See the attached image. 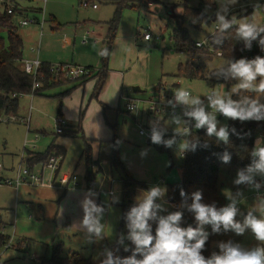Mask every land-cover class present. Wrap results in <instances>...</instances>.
<instances>
[{
    "label": "rangeland",
    "instance_id": "rangeland-1",
    "mask_svg": "<svg viewBox=\"0 0 264 264\" xmlns=\"http://www.w3.org/2000/svg\"><path fill=\"white\" fill-rule=\"evenodd\" d=\"M84 1L16 0L20 8H41L38 12L25 11L22 16H17L18 32L23 38V59H35L36 50L39 49L41 61L47 60L51 64L76 63L101 69V51L112 37L111 21L117 0H86L89 2L87 6ZM158 1L151 5V10L130 6L122 9L115 37L111 41L107 61L109 74L100 89L95 87L97 79L94 76L84 82L70 80L45 88L39 94L20 95L17 111L0 116L4 119L0 118V220L13 240L9 248L1 249L0 264H38L42 257H50L52 247L59 242H63V254L76 251L83 256H91L94 262H101L113 252L114 243L119 238L123 239L121 245L128 244L127 233L124 228H120L122 185L111 165L113 150L123 167L150 190L154 185L164 189L165 183L181 180L178 165L182 163L185 149L182 132L192 120L198 124L197 118L194 115L190 120L181 116L166 118L144 114V101L139 103L136 111L128 112L123 99L126 93L121 95L123 91L147 100L156 94L159 82L171 94L179 97L188 90L191 96L187 98L186 104L194 112L202 109L215 124L216 131L222 127L227 131L228 117L219 109L217 112L213 102L220 99L226 104L231 101L237 105L232 94L241 85H248L244 88L250 91L247 98L249 108L255 103L259 112H264V90L258 89L259 82H264V75L255 71L253 63L245 62L251 65L254 79L247 80L236 73V82L231 86L222 80L177 76L178 65L187 62L184 53L172 52L170 49L173 17L182 12L181 0ZM261 1L216 0L217 6L213 12L218 19L229 14L241 15L237 18V23L241 24L249 19L245 14L251 11L252 23L264 25ZM93 3L97 4V8L92 7ZM188 3L198 6L199 2L189 0ZM43 10L44 24L41 28L34 20L42 19ZM22 19H28L30 23L20 26L18 22ZM217 25H220V20L210 26L204 25L201 29H189L195 41H206ZM146 31L152 33V40H144L143 33ZM0 34L8 42L7 31L2 29ZM230 63L227 57L215 56L206 62L205 72L209 75L214 68H228ZM18 65L23 67L24 61H18ZM133 87H139L141 91L135 93ZM59 116L72 132L56 134ZM135 117L141 124L160 126L162 131L170 133L164 141L172 140L173 143L170 146L164 143L165 150L158 147L163 143L162 140L158 146L149 143L139 134ZM24 119H28V123ZM204 125L209 126L207 122ZM262 140L259 145L263 144ZM52 144L66 150L59 173L74 172L79 182L76 189L89 190L90 199L62 201L64 197L61 190L29 183H23L17 189L15 184L4 182L5 178L14 179L16 168L24 164L29 151L45 152ZM86 144L91 146V169L95 173L91 177L92 187H88L86 178ZM53 153L58 154L56 151ZM41 170V165L34 166L36 173ZM42 171L44 183L47 184L55 172L49 167ZM241 173L249 179L237 183ZM161 179L165 182L161 183ZM219 182L221 193L215 208L219 211L234 206L236 214L233 221L240 224L243 233L237 234L231 227L225 230L222 222L218 232H213L211 223L204 224L203 231L212 239L213 254L223 255L221 244L249 252L256 248L264 249V241L257 240L251 226L245 223L249 216L264 220V171L257 167L223 165ZM257 182H261L262 187L258 188ZM148 191L147 188H137L134 197L136 205L143 201ZM159 200L164 201L165 198ZM87 201H91L98 209L93 211L92 216L104 226L99 236L95 232H88L87 226L83 224Z\"/></svg>",
    "mask_w": 264,
    "mask_h": 264
},
{
    "label": "trees",
    "instance_id": "trees-1",
    "mask_svg": "<svg viewBox=\"0 0 264 264\" xmlns=\"http://www.w3.org/2000/svg\"><path fill=\"white\" fill-rule=\"evenodd\" d=\"M189 0H181L180 6L182 12L173 17L174 27L170 34L172 46L170 49L173 52H181L187 56L185 64L178 65L177 76H186L192 78H203L209 81L222 80L228 84L233 85L236 80V72L233 71L232 65L237 60H244L246 63H253L258 57L264 59V45L261 44V39L264 38V31H259V27L264 25H256L252 23L251 11L246 13L248 20L245 22L249 25H256L258 35L255 39L246 40L239 35L238 29L240 24L237 23V18L241 15L233 16L227 15L224 20L229 23V27L224 29L221 24L219 28L210 34L208 39L202 45H197L190 33L189 27L201 29L204 25L210 26L219 19L214 15L216 9V0H198V6H192L188 3ZM159 2L158 0H117V8L115 15L111 21L112 37L107 41L101 51L102 68L95 69L87 67L90 72L79 78L81 82L91 76L97 77L96 89H100L108 77L107 61L111 47V41L115 37V30L120 20L122 9L124 7H135L139 10H151V5ZM251 8V7H250ZM14 14L8 13L7 8L0 3V31L6 30L8 42L0 34V116L15 113L18 109V98L22 94L31 93L34 83V76L27 73L23 67L18 65V61L23 57V41L18 33V26L13 19ZM215 56L227 57L231 60L228 68H214L210 71V76L205 72V64L212 60ZM254 64V63H253ZM52 64L49 62H42L37 70V80L40 86L36 88L33 94H39L45 88L52 85L61 84L70 81L64 77H55L51 72ZM78 80V79H77ZM262 82H259L258 89ZM162 83L159 82L157 88ZM250 91L244 87L239 88L232 94L233 99L240 108L244 110L249 109L247 101ZM257 115L260 119L252 118L241 121L239 118L228 117L227 141L221 140L214 133L208 134V126L204 124L199 128L197 124L190 123L188 131L183 133L185 140V149L183 153V160L178 165L181 171V180L165 183L163 197L164 201H160L159 197L154 198V203L161 205L160 209H156V218L149 220L152 226V235L155 236V227L158 224L160 217H166L169 214L177 211L182 213V218L177 222V226L187 228L191 226L196 228L199 226L198 221L195 220V213L191 210V205L194 200L195 193L199 192L201 195L200 203L215 207L218 197L221 193V184L219 182V173L223 165H231L236 168H253L260 162L259 155L254 154L258 148H264L260 144V133L264 134V112H259ZM69 131V130H68ZM67 131V132H68ZM162 142L168 136L167 132L159 130ZM115 137V136H114ZM116 139V138H115ZM264 140V139H263ZM116 144V142H115ZM157 146L158 144L155 143ZM116 146V145H115ZM161 150L167 149L162 143L158 146ZM54 151L61 154L64 158L66 150L55 144H52L45 152L29 151L24 161L34 167L36 164L44 163L50 154ZM86 153L87 176L90 178L93 175L91 172L92 158L91 146L86 144L84 149ZM227 154L229 159L224 160ZM111 165L117 172V175L122 182V200L120 206L122 209V218L120 228H124L127 233L128 244L121 245L122 238H119L114 243V250L111 253L113 264H120L128 258H135L137 261L144 258V253L136 251V244L130 238L131 229L128 227L130 221L128 214L133 207H138L134 202V197L137 188H147V185L135 179L124 167L121 160L116 156L113 150L111 157ZM172 166H175L172 164ZM181 191L184 195H181ZM169 203H179V207H173ZM10 235L5 232V224L0 220V252L5 244L9 241ZM211 236L205 242L204 248L201 250V255L205 260L212 259L213 247ZM155 241H153V244ZM23 248V247H22ZM63 242H59L52 247L50 257H42L38 264L47 262L48 264H102L101 262H94L91 256H83L81 253L71 251L68 254H63ZM108 255L105 257V260Z\"/></svg>",
    "mask_w": 264,
    "mask_h": 264
},
{
    "label": "clouds",
    "instance_id": "clouds-1",
    "mask_svg": "<svg viewBox=\"0 0 264 264\" xmlns=\"http://www.w3.org/2000/svg\"><path fill=\"white\" fill-rule=\"evenodd\" d=\"M222 28L226 29L230 25L225 22L224 17H219ZM259 31H264V26L259 27ZM240 36L248 39H255L259 34L256 25H249L247 23H241L238 29ZM151 37L146 35L145 40H150ZM261 44L264 45V38L261 39ZM255 71L264 75V59L257 58L254 62ZM234 72L241 76H245L247 80L254 79V73L251 70V65L246 64L242 59L238 63L232 65ZM241 87H248L247 84L241 85ZM260 89L264 90V82L261 83ZM184 98V94L181 93V97ZM226 117L239 118L241 121L252 118L260 119L257 115L260 111L255 103L248 109L244 110L240 108L238 111V105H234L231 101L227 104L223 100L217 99L213 102ZM194 115L199 128L206 122L209 124L207 132L209 135L215 133V135L221 140L227 141L228 133L225 128H220L216 131L215 124L209 120L203 110L191 113ZM153 143H161V134L155 129L152 134ZM166 145L170 146L173 141H164ZM186 146V145H185ZM147 150L141 153L143 156ZM259 155L260 162L256 167L264 171V148H258L254 153ZM229 156L225 154L224 160L227 161ZM249 177L244 176L242 173L237 183L248 180ZM165 189L159 187H153L150 191L144 194L143 201L138 207H133L128 214V220L130 223L128 227L131 229L130 238L136 244L137 252L144 253V258L137 261L134 257L128 258L122 262V264H264V249L256 248L253 251H243L239 247H231L221 244L220 247L223 250V255H214L212 259L205 260L201 255V250L205 246V242L208 239V234L203 231L202 226L204 224L211 223L213 225V232L219 231V225L222 222L225 230L229 227L235 229L237 234L243 233V228L238 223H234L233 217L236 214L234 206L222 208L219 211L216 208L204 205L200 203L201 195L199 192L195 193L194 200L191 205V210L195 213V220L198 221L199 226L192 228H181L177 226L182 218V213L177 211L169 214L166 217H160L158 224L155 227V236L152 235V226L148 223L149 220L156 218V209H160L162 206L154 203V198L161 196ZM181 195L184 192L181 191ZM93 211H98L91 201L85 203V218L83 224L87 226L88 232H95L97 236L104 230V226L101 225L98 219L93 218ZM246 225L251 226L255 238L259 241H264V220H256L249 216L245 221ZM153 241L155 243L153 244ZM102 264H113L111 253L108 254V258L102 261ZM117 264H120L118 261Z\"/></svg>",
    "mask_w": 264,
    "mask_h": 264
},
{
    "label": "built area",
    "instance_id": "built-area-1",
    "mask_svg": "<svg viewBox=\"0 0 264 264\" xmlns=\"http://www.w3.org/2000/svg\"><path fill=\"white\" fill-rule=\"evenodd\" d=\"M46 1V0H45ZM0 3L3 4L7 8L8 13L15 14L18 10L15 1L14 0H0ZM84 5H89L88 1H84ZM262 9L264 10V0L261 1ZM92 7L96 8L97 4L93 3ZM39 22L41 26L44 23V10L42 19H36L35 22ZM30 21L28 19H22L18 22L20 26L28 25ZM216 28H219V25L216 26ZM148 35L153 38V35L151 32L146 31L143 33V37L145 39V36ZM204 42L197 41V45H202ZM40 59L37 57L33 60H26L24 63V70L32 74L34 76V83L32 86V92L30 94L33 95V92L36 88L40 86L39 81L37 80V70L39 66L41 65ZM51 72L55 77H64L69 80H77L83 75H86L90 72V69L81 66V65H68V64H52ZM184 98H180L177 95L171 94L170 91L167 90L166 86L164 84H161L156 91V94L152 97H150L147 100H141L139 98H136L132 94H125L123 95V99L125 102V107L128 112H133L138 109L139 103L144 101L146 103V107L143 110V113L153 115L155 117H176L181 116L184 118H188L192 120L191 113H194V109L190 106H188L187 98L191 96L190 91L185 90L184 91ZM179 98L182 100L180 101ZM202 105H200L201 107ZM215 110L218 112V107L215 106ZM3 119V117H0ZM4 120V119H3ZM28 122V119L25 120ZM57 128L56 132L57 134H63L68 131L66 121L62 117L57 118ZM138 127H139V134L144 136L149 143L152 142V134L153 130L155 128L151 126H147L145 124H141V121L138 120ZM189 126L184 128V132L188 131ZM155 131H157L155 129ZM158 132V131H157ZM260 137H264L263 133L259 134ZM63 160V156L61 154H55L52 153L49 155L48 159L41 165L42 170H44L45 167L51 168L55 172V176L53 179L47 184L50 186H54L56 183H58L60 186L63 187H69L71 185H76L78 183V177L74 172H68V173H59L60 171V165ZM0 167H2L0 163ZM40 171L39 173H36L34 171V167H31L30 164H27L24 162L23 165H19L15 170V177L14 179H8L5 178L4 182L8 184H15L16 187H19L23 183H29L31 185H42L44 183V176L43 171ZM93 179H90L89 184L92 185ZM157 187V186H154ZM159 198L163 197V194L161 196H158ZM12 245V238L5 244L4 248H9Z\"/></svg>",
    "mask_w": 264,
    "mask_h": 264
},
{
    "label": "crops",
    "instance_id": "crops-1",
    "mask_svg": "<svg viewBox=\"0 0 264 264\" xmlns=\"http://www.w3.org/2000/svg\"><path fill=\"white\" fill-rule=\"evenodd\" d=\"M15 1V4L17 3L16 2V0H14ZM16 6H17V8H18V10H17V12L14 14V16H13V19H14V22H15V24L17 23V16L18 15H23V13L25 12V11H32V12H38L39 10H41V8H35V7H28V8H24V7H19V4L17 3L16 4ZM97 8V7H96ZM261 9H262V6H261ZM263 10V9H262ZM42 15H43V13H42ZM38 19V18H37ZM36 21V19L34 20V22ZM36 23H38L39 25H40V27L42 28L43 27V25L41 26V24L37 21ZM44 24V23H43ZM17 25V24H16ZM19 33V32H18ZM19 35H20V33H19ZM21 36V35H20ZM22 38V37H21ZM144 38V37H143ZM23 39V38H22ZM145 40V39H144ZM150 40H152V39H150ZM150 40H147V41H150ZM202 42H204V41H202ZM22 50H23V48H22ZM36 52H37V57L39 58V49H37L36 50ZM173 52V51H172ZM36 57V58H37ZM21 61H24V63H25V59H23V57H22V60ZM40 61H41V59H40ZM41 62H49V63H52V62H50V61H47V60H45V61H41ZM61 64H68V65H80V64H76V63H68V62H60ZM81 66H83V65H81ZM85 67H91V66H85ZM23 68H24V66H23ZM115 72V71H114ZM121 76V75H120ZM122 77H123V75H122ZM96 79H97V77H96ZM141 91V90H140ZM133 92H138V91H134L133 90ZM123 93H126V94H129V93H127V91H123L122 92V94L121 95H123ZM145 114V113H144ZM143 114V115H144ZM149 115V114H148ZM153 116V115H152ZM166 118H172V117H166ZM155 119H157V118H155ZM26 119H24V122L25 123H28V122H26L25 121ZM138 120L139 119H137L136 117H135V121H136V123L138 122ZM191 123V122H190ZM138 124V123H137ZM151 127H153V128H155L157 131L158 130H162V129H160V126H157V127H155L154 125L153 126H151ZM158 128V129H157ZM185 128V127H184ZM68 132H72L71 130H69ZM68 132H65V133H63V134H66V133H68ZM182 133H184V132H182ZM182 133H181V135H182ZM57 134V133H56ZM169 135H170V133H168ZM115 137H116V135H114ZM120 139V138H119ZM260 139H261V137H260ZM165 140V139H164ZM263 141V140H262ZM164 142V141H163ZM62 147V146H61ZM64 148V147H63ZM34 152H37V151H34ZM184 153V152H183ZM66 155V154H65ZM183 156V155H182ZM65 157V156H64ZM64 159V158H63ZM24 162V161H23ZM43 163H39V164H36V166H40V165H42ZM88 170V169H87ZM86 170V174H87V171ZM92 170V169H91ZM93 171V170H92ZM92 174H94L95 175V173L94 172H91ZM130 173V172H129ZM131 174V173H130ZM87 176V175H86ZM93 175H91L90 176V178H88V177H86L87 178V181H88V187H92V185H90L89 184V181H90V179H92L91 177H92ZM117 178H119V177H117ZM135 178V177H134ZM119 181H120V178H119ZM45 182H46V180H45ZM165 182V180L164 179H161V183H164ZM79 183V182H78ZM78 183L76 184V185H78ZM120 183H121V185H122V182L120 181ZM76 185H71V186H69V187H63V186H60L58 183H56L54 186H48V184H42V185H39V186H41L42 188H47V189H57V190H61V191H63V197H64V199L62 200V201H64V200H67V199H74V198H81L82 200H86L87 199V197H89V199L92 197L91 196V193L89 192V190L88 191H85V190H78V189H76L77 187H75ZM257 185H258V188H260V187H262V183L261 182H257ZM154 186H156V185H154ZM158 187V186H157ZM17 189H18V187H16ZM86 189V188H85ZM110 194H112V192L110 191ZM163 198V197H162ZM166 201V200H165ZM171 206H173V207H179L180 206V204L179 203H169ZM120 205V204H119ZM121 207V206H120ZM80 224V223H79ZM72 227H74V225H72ZM6 232V231H5ZM12 237L10 236V239H11ZM9 239V240H10ZM12 243H13V240H12ZM23 246H25V243H23ZM22 246V247H23ZM114 250V249H113ZM2 252H0V254H1ZM110 253H112V252H110Z\"/></svg>",
    "mask_w": 264,
    "mask_h": 264
},
{
    "label": "water",
    "instance_id": "water-1",
    "mask_svg": "<svg viewBox=\"0 0 264 264\" xmlns=\"http://www.w3.org/2000/svg\"><path fill=\"white\" fill-rule=\"evenodd\" d=\"M134 91H140L141 89L139 87H133Z\"/></svg>",
    "mask_w": 264,
    "mask_h": 264
}]
</instances>
